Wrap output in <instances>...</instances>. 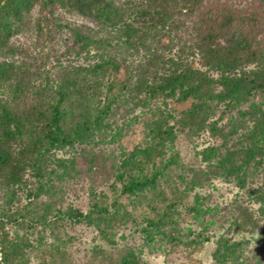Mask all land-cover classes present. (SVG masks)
Instances as JSON below:
<instances>
[{"label": "rangeland", "instance_id": "1", "mask_svg": "<svg viewBox=\"0 0 264 264\" xmlns=\"http://www.w3.org/2000/svg\"><path fill=\"white\" fill-rule=\"evenodd\" d=\"M137 1L147 7L148 15L136 13L133 6L130 21L139 35L144 34L145 44L113 49L135 66L144 64L154 51L166 57H192L189 46L195 41V22L214 6L247 13L264 10V0H203L200 12L176 9L174 24L159 36L149 32L156 27L155 7L149 0ZM83 24L95 27L99 35L93 22L61 2L36 4L22 25L15 24L11 45L16 52L10 56L14 67L28 71L31 81L45 79L57 70L67 43H72L70 28ZM253 38L262 56L242 60L238 77L254 76L249 71L264 72V21ZM116 41L112 38L113 44ZM194 58L198 64V55ZM124 71L117 73L119 85L127 77ZM173 104L177 110L170 124L175 125L177 137L167 157L174 156L177 162L157 188L129 195L123 193L119 180L125 158L148 137L142 120L136 121L142 107L126 104L112 117L121 125L120 133L116 126L104 140L97 136L56 151L72 167L71 174L51 183L56 187L55 203L85 214L93 210L95 217H111L110 226L70 219L51 227L33 226L18 217L41 209L33 193L22 190L11 200L9 218L2 212V205L9 204L0 194V224L18 228L35 244L30 264H40L43 258L48 262L56 258V264H264V89L242 90L210 101L191 125L175 124L189 104ZM172 192L177 196L172 197ZM164 199L172 208V217L166 221L160 220ZM94 205L104 206L109 214L97 213ZM15 219L22 222L20 226Z\"/></svg>", "mask_w": 264, "mask_h": 264}, {"label": "trees", "instance_id": "2", "mask_svg": "<svg viewBox=\"0 0 264 264\" xmlns=\"http://www.w3.org/2000/svg\"><path fill=\"white\" fill-rule=\"evenodd\" d=\"M48 1L0 0V194H5L3 202L9 204L2 205V212L9 218L11 200L26 190L41 201L42 207L20 214L22 222L51 227L59 220L70 219L110 226L111 217H95L93 210L85 214L55 203L56 187L51 183L54 178L71 174L72 167L56 151L88 143L97 136L104 140L108 130L116 126V133H120L122 127L112 117L126 104H133L145 109L136 115V121L142 120L148 137L125 158V169L119 175L122 191L137 195L161 186L177 162L174 156L167 157L177 137L175 125L170 124L177 110L173 101L189 104L175 124L181 121L191 125L201 118L210 101L224 100L242 90L264 89L263 71H249L254 76L245 73L238 77L236 73L242 60L262 56L253 36L263 26L264 10L247 13L214 6L203 11L195 22V41L189 46L192 57H166L154 51L144 64L135 66L113 49L144 46V34L139 35L130 18L133 6L136 13L148 15L146 6L140 7L137 0ZM56 1L93 22L99 35L93 26L71 27L72 43H67L60 66L45 79L31 81L26 77L28 71L15 68L10 58L16 52L11 45L14 27L23 24L25 15L36 4L47 6ZM202 1L149 0L155 7L152 19L156 20L155 29L149 32L160 36L159 32L168 31L174 24L176 9L186 14L200 12ZM112 38L117 39L115 44ZM121 70L127 77L119 85L116 78ZM214 71L217 77L211 74ZM45 193L46 201H42ZM164 202L160 220L166 221L172 217V208L166 199ZM150 207L157 211V207ZM93 208L99 214L107 212L104 206ZM14 222L18 226L22 223L16 219ZM34 245L30 238L20 235L18 228L10 230L0 224V264H30ZM40 262L56 264L57 259L49 263L43 258Z\"/></svg>", "mask_w": 264, "mask_h": 264}]
</instances>
